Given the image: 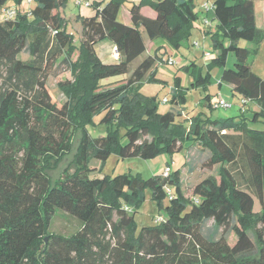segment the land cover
<instances>
[{"label":"trees","instance_id":"obj_1","mask_svg":"<svg viewBox=\"0 0 264 264\" xmlns=\"http://www.w3.org/2000/svg\"><path fill=\"white\" fill-rule=\"evenodd\" d=\"M8 1L15 17L0 20V264H264V130L255 128L264 126V79L248 62L264 36L252 1L210 0L215 28L205 33L212 43L207 70L183 67L191 87L205 90L210 69H221L219 85L239 97V114L222 119L201 113L187 122L177 121L182 113L176 107L185 101L178 79L171 89L174 106L163 114L156 98L134 92L155 82L157 56L133 70L130 64L146 51L143 34L182 44L198 19L194 0H140L128 9V25L118 19L125 0L93 3L94 15L80 20L78 44L60 15L66 0H33L28 10L19 8L22 0H0V9ZM102 41L116 49L113 64L95 52ZM23 51L30 60L18 58ZM229 53L234 64L225 69ZM60 58L73 71L72 81L58 83L62 105L45 84ZM114 78L122 79L103 85ZM203 99L201 105L212 108L211 96ZM100 114L104 135L92 138L86 127ZM77 129L82 134L72 171L53 182L48 169L70 151ZM193 144L209 152L217 170L194 186L191 198L182 191L181 169L169 165L166 176L90 178L91 152L101 163L111 154L151 160ZM146 191L158 216L137 228L134 216ZM57 211L76 219L79 230L49 234Z\"/></svg>","mask_w":264,"mask_h":264},{"label":"rangeland","instance_id":"obj_2","mask_svg":"<svg viewBox=\"0 0 264 264\" xmlns=\"http://www.w3.org/2000/svg\"><path fill=\"white\" fill-rule=\"evenodd\" d=\"M79 1L80 6L76 4L75 0H66L62 7V16L65 18L66 31L72 36L75 44L79 43V33L77 30L80 18L93 14L92 9L86 3V1L90 3L93 2V0ZM205 2L206 0H194L198 13L200 8L204 9ZM11 5L12 1H8L6 9L12 7ZM206 5L210 12L207 22L203 23L204 18L200 16L194 23L190 34L186 36V39L184 37L182 44L175 46L173 42L164 38H157L150 41L143 34L147 43V49L142 56L130 64V70H133L144 57L149 55L157 56L158 59L154 66L155 82H145L139 85V87H136L134 92L138 90L144 96L156 98L158 112L160 114L171 110L174 106L171 102V89L173 87V82L176 79L179 80L180 86L185 93V101L180 106L176 107V110L182 113L181 116L177 117V121L186 120L187 122L189 118L197 117L201 113L209 115L211 118H232L239 114L242 107L239 97L233 95L229 85L222 83L219 86L221 69L218 67H212L210 69V82L206 85V90L203 87L192 88L190 76L183 71V67L190 66L201 72V74H204L207 70V64L211 59L212 43L210 35L205 33L214 30L215 25L210 24L212 17L210 2ZM19 6L20 9L28 10L33 6V3L29 4L27 0H22ZM124 7L125 5H122L119 10L118 19L120 21H124ZM24 10H22V12H24ZM102 42V45H110L109 41ZM246 44L247 43L244 41L239 42V46L241 47H244ZM100 47L99 43L95 45V51L99 58L104 63L113 64L117 60V55H114L113 48L110 54L115 58L106 56L105 59L101 57V51H99ZM18 58L21 61H28L31 59L27 51L21 52ZM75 60L76 54L71 58L72 62H75ZM59 61H61V58L58 59L57 63L53 66L51 74L47 77L45 84L53 100L58 105H62L65 102V98L58 88V83L72 81L73 71L66 64L59 63ZM191 64L193 65L191 66ZM233 64L234 56L232 53H229L224 68L230 69L233 67ZM259 67L261 69L258 68V72L264 75V65H259ZM125 77H128V75ZM121 79L122 78H114L103 81L102 83L103 85L111 84V86H113L120 83ZM206 94L211 96L212 108L210 109L207 106L201 105ZM220 99L228 103L230 107L226 109L214 108V104ZM251 109L256 112L259 111L256 105H252ZM102 115L103 114L93 116L91 119L93 127H86L87 133L92 138L104 135V132H102L98 125ZM255 128L264 130L262 124L255 125ZM81 134V129H77L72 139L70 151L48 169L47 175L51 181L55 182L60 179L66 170L72 171L71 166ZM209 156V152L203 149L199 144H193L187 149L172 155L161 153L151 160H142L139 158L121 160L115 154H111L105 162L101 163L93 158L91 152L88 157V167L93 170L90 174V178H102L104 176L114 177L126 173L138 175L141 178H148L150 176L162 175L165 168L169 165L172 170L181 169L182 191L186 197L191 198L192 190L196 184L209 176H216L217 167L209 163ZM236 178L239 187L244 188L242 180L237 175ZM254 212H260V205L256 198L254 199ZM161 215L163 216V212H161ZM157 216L158 212L156 206L150 199L149 191H146L144 201L139 205L138 211L134 216L135 224L137 228H139L142 225L150 224L153 218H157ZM211 223L212 222H209L207 225L210 226ZM79 227L80 225L76 219L68 216L64 212L57 211L51 219L49 234L70 236L79 230ZM234 242L235 237L230 235L228 244L232 246Z\"/></svg>","mask_w":264,"mask_h":264},{"label":"crops","instance_id":"obj_3","mask_svg":"<svg viewBox=\"0 0 264 264\" xmlns=\"http://www.w3.org/2000/svg\"><path fill=\"white\" fill-rule=\"evenodd\" d=\"M139 1L140 0H125V3H124L125 7L123 9V12H124V21H122L124 24H127L128 25L130 23V17H129V14H128V9H129L130 5L133 4V3L136 4ZM251 1H252L253 5H254V16H255L256 26L260 30H262L263 36H264V0H251ZM78 2L79 3L76 2V4L78 6H80V1L78 0ZM107 2H108V0H93V2H90V3H88L86 1V3L88 4V6H90V8L92 9L93 14L90 15V16H83V17L80 18V20L82 18H89V17H92L94 15V10H93V7H92V4L93 3H102V6H104ZM208 2H210V6H211V1L210 0H206L205 3L207 4ZM206 4H204V6H205L204 9L203 8H200L199 13H198V11H196L197 12V15H198V18H200V16H202V18H204L203 19V23L207 22L208 17H209V14H210V12L208 11V9H206V7H207ZM2 11H3V9H0V13ZM142 13L144 15H146V16H149V17H152L153 16V13L148 8H143L142 9ZM60 15L64 19V21H65V18L62 16V8L60 9ZM210 24H214L215 25V21L213 20V12H212V17H211V23ZM77 31L79 33V41H80V33H81V25H80V22H79V27H78V30ZM144 43H145V47L147 49V43H146L145 39H144ZM102 44H103V42H100L99 43V45L101 46L99 48V51H101L100 52L101 53V57H103L105 59H106V56L109 57V58H115V57H112V55L110 54L111 49H112L111 43H110V45H102ZM116 59H117V56H116ZM248 62L250 64V68H251L252 72L254 74H256L257 76H259L260 78L264 79V75L263 74H260V72H258V68L261 69L259 67V65H264V38H263V41L257 46V52L254 55H251L249 57Z\"/></svg>","mask_w":264,"mask_h":264},{"label":"built area","instance_id":"obj_4","mask_svg":"<svg viewBox=\"0 0 264 264\" xmlns=\"http://www.w3.org/2000/svg\"><path fill=\"white\" fill-rule=\"evenodd\" d=\"M75 1L77 3H79L78 0H75ZM27 2L29 4H32L33 3V0H27ZM210 7L212 8V6H210ZM206 9H207V7H206ZM14 17H15V9H5V10H3L0 13V20H3V19H13ZM113 51H114V55L116 56L117 55L116 49L113 48ZM213 107L214 108H224V109H226V108H229L230 105L220 99V100H218V102L216 104H214ZM168 172H169V169L168 168H165L162 176H166L168 174Z\"/></svg>","mask_w":264,"mask_h":264},{"label":"water","instance_id":"obj_5","mask_svg":"<svg viewBox=\"0 0 264 264\" xmlns=\"http://www.w3.org/2000/svg\"><path fill=\"white\" fill-rule=\"evenodd\" d=\"M47 240V238H45V241Z\"/></svg>","mask_w":264,"mask_h":264}]
</instances>
